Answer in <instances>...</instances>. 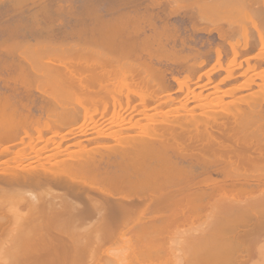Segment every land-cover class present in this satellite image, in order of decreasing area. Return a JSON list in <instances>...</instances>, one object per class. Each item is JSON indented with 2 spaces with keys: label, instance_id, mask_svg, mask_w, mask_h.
<instances>
[{
  "label": "bare ground",
  "instance_id": "obj_1",
  "mask_svg": "<svg viewBox=\"0 0 264 264\" xmlns=\"http://www.w3.org/2000/svg\"><path fill=\"white\" fill-rule=\"evenodd\" d=\"M50 1L33 0L32 6L39 4L33 17L49 12L43 5L50 7ZM103 1L60 0L52 6L57 14L75 13L80 2V11L95 17L62 19L69 27L59 34L44 25L50 23L45 14L34 22L46 31L36 43H0L12 56L11 72L0 76V264H152L177 258L179 246L188 253L185 264L259 261L253 258L264 237V83L256 78L264 82V70L258 72L264 65V0H219L256 14L251 28L257 35L246 33L243 42L232 36L237 28L246 32L250 20L247 27L230 23L232 30L207 31L216 30L230 45L233 68L256 59L247 70L257 72L240 86L256 83L260 91L242 101H249L243 112L208 114L205 102L200 112L188 107L190 100L205 97L191 89L205 53L167 47L165 58H144L138 51L133 57L97 47V42L123 50L162 45L163 31L170 29L168 15L160 19L153 13L158 23L145 19L140 7L100 10ZM216 1L202 4L209 11ZM196 2L184 17L193 18ZM162 3L151 0L159 8ZM30 47L37 56L20 58ZM215 52L209 81L222 68L228 75L221 82L236 81L235 68L222 60L226 50L221 45ZM164 60L166 68L158 63ZM174 67L188 73L170 78ZM174 82L181 99L173 96ZM234 86L225 96L242 89ZM240 99L231 102L239 105ZM88 178L99 182L89 184ZM182 223L192 225L169 231Z\"/></svg>",
  "mask_w": 264,
  "mask_h": 264
},
{
  "label": "rangeland",
  "instance_id": "obj_2",
  "mask_svg": "<svg viewBox=\"0 0 264 264\" xmlns=\"http://www.w3.org/2000/svg\"><path fill=\"white\" fill-rule=\"evenodd\" d=\"M32 1L33 0H8L7 2H5V0H4V2H2V3L0 2V43H10V42H13L15 40H28L30 43H36L38 38L41 39L44 35H46L45 34L46 31L43 30V29L41 30L38 27V25H39L38 21H37L38 25L35 24L36 20H39V19L43 20L45 14H46L45 16L47 17L46 21H50V23H48V24L45 23L44 25H48L49 29L55 27L53 30L56 33H59V34H62L61 32L64 31V29L66 27H69V26H67V23L65 25H61L59 23L60 20L64 19L65 21L66 20H71L72 21L75 17L79 18L81 16H89L90 14H92V17H93L94 16L93 13L95 14V12H92V11H91V13H90V11L89 12L86 11V12L82 13V11H80V8H79L80 7L79 6L80 2H79V4L75 3V6L77 5L78 7L72 8V11H75V13H70V14L68 13L67 14V13L63 12L61 14H57L55 11L53 12V10H55V8L53 9L52 6L53 5H54L53 7H55L56 5L58 6L59 4H56V3H59L60 0H51V1L49 0L50 3H52V4H50V7H49V5L46 6V5L41 4L39 9L43 5L47 9L50 8L52 11L50 10L51 11V12L49 11L50 13L47 12L45 14H42V12H41L42 10H41L38 13V14H41L40 17H39V15H37L38 17H33V13L32 12L38 10L37 6H39V4L37 6H32V4H31ZM63 1L65 2V1H68V0H63ZM162 1H163V3L161 5V7L159 8V7L154 6L153 4H151V0H104L100 4V8L99 9L103 10V11L106 8H117V9H127V10H131L132 9L133 10L134 8L140 7V8H142V10H146L145 19L146 18L149 19V18L152 17L151 20L153 21L155 19L156 22H158L159 19L157 18V16H154L155 14L158 15V17L160 16V19H161V17L163 19V16H164V19H165V17L168 15L169 16L168 22L170 24L168 27L170 29L169 30L167 29L166 31H163V36L161 34V36H162L161 42H163L164 45L163 44L162 45L155 44V45L150 46V47L137 48V49L133 48V46H129L130 49L127 46H125L124 47L125 49L123 50V46H121V45L119 46V45L115 44L112 47V44H111L108 47L107 44L104 45V42H103V44H98L100 42H97V47H99V46L102 47V48L104 47V48H106L107 51H108V48H109L110 52L111 51L112 52L113 51H119V52L123 51L124 53H128V51H129L130 56H133V57L136 56L133 53H136L138 51L140 53V57L142 56L144 58L150 57L151 55L162 56L161 54H163L165 52L167 47L168 48L169 47L170 48L171 47H173V48L176 47L175 49H179V52H180V49H181V51H183L184 53L185 52L186 53L190 52L191 50L202 51V52L205 53L204 58L206 59V64H205L206 66L204 65V68L200 69L199 72L196 71V72L193 73L194 74L193 78L195 79V81L191 82L192 83L191 84V89L195 88L196 92L202 91L204 93L205 97L202 100H199V101L190 100L188 102V105H189L188 107L189 108L192 107V108L195 109V111L200 112L201 110H200V108H198V106H199V104H202V103L205 102L206 103L205 104L206 105V107H205L206 110H205V108H203V111L205 110V112H206L208 110H212V111L215 110V111H219V112H222V113L229 112V111L230 112L231 111L235 112V110H237L238 108H241V107L242 108H246V105H247V103L249 101L246 103V105H245V103H242V101L244 99H246V98L248 100H251V99H249L250 98L249 95L251 93L253 94V92L255 94V93H258V91H260L259 86L256 83L253 84L254 86H251L252 88H249V87L243 88L244 85H241L242 89L239 90L237 92V95L235 94L236 96L234 95V97L233 96L230 97L228 95L225 96L224 92H226L228 90L229 91L232 90V87H235L234 84L236 86H240V84L242 82L244 83V81L248 80L252 76V75L250 76V74L255 73V71L257 72V69L255 71L253 70L254 72L252 70H250L252 72H250V71L248 72V70H247L248 68H250V65H251V69H254L253 68L254 65L258 64V63L256 64L257 61H256V59L254 60V58H252L253 60H251V61H253V62L250 61V64H249V67H248V64L246 63V61L244 63V60L246 59L245 58L246 55L243 54L241 56V58H240L243 61V63H244L243 68H239L238 67L237 68L238 70H237L236 66H238V65H236L234 67L235 70H236L235 72L238 73V74H236V76L238 77V79L236 81L231 82V80H229V81L221 82L220 80L228 75L226 68H222V69H220L219 71H217L216 73L213 74V79L210 82L208 77H207V74L212 69V67L214 66V64L216 62V59H217L215 48H217L218 46L222 45L224 50H226V54H224L223 59H222L223 62L226 64V65L224 64L225 67L230 65V64L232 66L233 64L232 63L229 64V62H230L229 58L231 59V57H232V51H231L230 45L227 42H224L223 40H221L219 38L218 33L216 32V30L213 29V32H208L207 30L215 28L217 26L218 27L219 26L222 27L224 30H229V29L232 30L233 24H231L232 25V27H231L230 23H234V25L235 24L237 25V23H239L237 26H239V25L242 26L243 25V26L247 27L249 25L248 21L250 20L249 22H250L251 26L250 25L248 26V30L250 32L247 30L246 32L244 31L245 32L244 33L243 30H242V32L240 33L239 30L242 27L239 26L241 28H237V30L238 29L239 30L238 31L236 30L235 31L236 34L234 32V36H232V39H234L235 41L240 40L241 42H243L244 39H245V36H247L249 33L252 34V32H253V35H248V37L249 36H255L254 34L257 35V31L252 29L253 27H252V24H251V20H254V18L256 19V17H254L256 14L252 13V15H248L246 13L250 17V19H249V17L246 16V14H245V12H247L245 7L244 8H243V6L239 7L238 6L239 3H237L235 5L230 3L231 5L229 4L228 6L224 7L222 5L223 4L222 0H220L222 2V4H221V2L219 0H218V3H220V4H218L217 1L215 2L216 5L214 6L213 9H211L212 11L211 10L208 11V9H210L208 7L204 8L205 3H204V6L202 4V2H204V0H162ZM196 1H198V2H196ZM224 1H226V0H224ZM228 1H230V0H228ZM38 2H39V0H38ZM40 2H41V0H40ZM195 2L198 5V9L195 12V14L193 15V18H189L187 16L184 17L185 10H188L187 9L188 7L190 8L189 10H191L192 9V5ZM233 3H236V2H234V0H233ZM67 4L68 3H66V5ZM224 4H225V2H224ZM199 5H200V10H199ZM220 6H221V8H220ZM242 8H243L244 12H242ZM153 13H154V15H153ZM245 16H246V18H245ZM18 17H24V20L21 21L20 23H13V20L18 18ZM30 17L31 18L32 17L36 18V19H34L35 21H33V18L31 20ZM92 17L90 15V18H92ZM28 18H29V20H28ZM151 20H149L148 22H150ZM145 21L147 22V20H145ZM160 22L161 21L159 20L158 23H160ZM240 23H242V24H240ZM36 26H37V28L39 30L36 28ZM48 26H47V28H48ZM40 27H42V24H40ZM63 27H64V29H63ZM249 27L250 28L252 27L251 28L252 30L249 29ZM261 28L262 27H260L259 29H261ZM234 29H236V27ZM165 32H167V34ZM246 33H248V34H246ZM242 34L244 36H242ZM159 35H160V33H159ZM161 36H159V37H161ZM71 39H72V37H71ZM6 48L8 49L9 47H6ZM31 48L32 47H30V49L26 48L25 51H24L25 53L23 52L22 54H20V51H18L16 53V56L18 54H20V58L21 57L35 58L37 56V54H36L37 50L35 52L36 48H34V51H33V48H32V50H31ZM5 49H3V48L0 49V76H6V75H8L11 72V70H8V67L10 66L12 56H11V54H8L9 52H7ZM209 50H210V52H209ZM258 50H259V47H257L256 49L252 50V52L249 55H251L253 52H257ZM35 54H36V56H34ZM117 54H119V53H116V55ZM120 57H123V56H120ZM163 58H165V57H163ZM158 63H161L159 65L162 68H166L169 65V63H166L165 60L162 61V62H158ZM207 63H208V65H207ZM252 65H253V67H252ZM233 66H232L231 69L234 70ZM260 67H262V68H260ZM260 67L258 66V68H260L258 70V72L260 70L261 71L264 70V65H262ZM176 68L174 67L172 73L170 72L171 70L169 71L170 73H168V76L170 78L173 75L182 77V76H184V75H186L188 73L183 67L182 68L181 67H179V68L176 67ZM246 70H247L248 73L246 72ZM201 74H204L205 76L199 80L198 77ZM257 78H256V82L257 81L260 82V80H261V82L264 83L263 80L260 79V77H257ZM235 79H236V77L234 78V80ZM218 83H219L220 87L219 86L218 87L214 86V85H217ZM192 85H193V88H192ZM219 89L221 91H219ZM171 91L173 92V96H175V97L179 96L178 98H180V99L182 98L181 95H183V93L178 90V85H177L176 82H174L173 86L171 87ZM255 91H257V92H255ZM219 95H223V97H221L222 99L217 97ZM242 96H244L245 98H243ZM239 98H242V100L240 99L241 103L239 102L238 103L239 105H237V103H236V105H234L235 104L234 100L238 101L237 99H239ZM223 99L225 101H223ZM232 100H233L234 104H232V102H231ZM242 108H241V110H242ZM241 110H240V112H241ZM243 110H245V109H243ZM243 110H242V112H243ZM212 111H210L211 114L213 113ZM152 112H154V111H151L150 113H152ZM181 112H183V111H181ZM219 112H217V114ZM208 113L209 112H206V114H208ZM222 113H219V115H221ZM236 113H239V112H236ZM223 116H225V114H223ZM230 116H232V114H230ZM137 118H135V119L138 120ZM139 118L142 119L140 121L141 123L148 122V119H145L144 117H143L144 119L141 118L140 116H139ZM99 119L102 122V119L101 118H99ZM135 119H134V121H135ZM87 182L89 184L90 183L91 184H98L99 181L94 179V178H88ZM204 218L205 217L203 216L202 219H204ZM188 224L187 223H182V224H179V226H177V225L176 226H171L169 231L172 233L174 231H184L185 228H186L185 230H187V227L189 229L190 228L189 226L192 225L190 223H188ZM255 246L257 248L261 249L260 250L261 252L258 251L259 249L257 250V253L255 255H258V256L254 255L255 257L253 258L254 259L253 261H256V260H258V258H260L259 261H261V262L258 263L259 261H257L255 263L251 262L249 264H264V262H263L264 261V237L259 239L256 242ZM179 247H177V251H175V254L178 255L177 258H175L176 255L173 254L174 255L173 258H172V255H171V258H166L167 260L165 259L161 263H154V261H153L152 264H185L184 263V259H185L186 256H188V253H185V252L183 253V251L186 250V249H184L183 247L182 248H179ZM180 252H182V253H180ZM258 252H260V253L258 254ZM179 255H180V257H179ZM0 256H2L1 253H0ZM77 264H90V262L87 261V260L86 261H78Z\"/></svg>",
  "mask_w": 264,
  "mask_h": 264
}]
</instances>
